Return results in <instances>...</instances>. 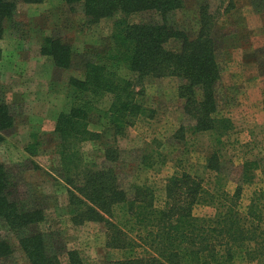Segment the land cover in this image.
<instances>
[{
  "label": "trees",
  "instance_id": "16d2710c",
  "mask_svg": "<svg viewBox=\"0 0 264 264\" xmlns=\"http://www.w3.org/2000/svg\"><path fill=\"white\" fill-rule=\"evenodd\" d=\"M38 1L0 0V37L3 21L14 15L18 3ZM63 2L73 11L72 5H79L84 25L112 20L105 47H91L81 55V78L68 80L69 109L54 123L72 223L104 224L107 247L122 252L120 260L109 264H264V190L254 191L245 209H240L243 184L252 183L262 166L257 160L243 162L240 183L231 192L221 181V137L232 129V122L218 113L215 16L207 6L200 7L198 28L188 32L176 19L185 0ZM250 2L255 12L264 15L261 3ZM233 8V1L228 0L223 14ZM171 41L179 44L177 50L167 47ZM41 52L61 69L72 65L73 50L60 38L44 36ZM123 68L129 76L120 74ZM168 76L180 81L177 96L183 101L184 115L193 122L192 133L212 132L216 139L205 164L210 182L176 170L166 180L163 199L157 203L148 184L132 185L131 193L120 186L115 166L120 153L115 140L125 137L139 118L152 117L143 103V83ZM92 114L103 117L112 132V141L101 142L100 164L87 162L81 150L83 143L100 138L89 129ZM13 123L9 107L1 103L0 132ZM31 137L37 143L36 134ZM34 148L31 144L29 151ZM14 180L11 171L0 165V221L13 233L28 263L63 264L66 255L69 264H79L76 252L64 254L47 242L49 233L30 231L43 221V213L17 197ZM198 205L212 207L213 213L195 216L193 209ZM10 253L9 244L0 238V264H5Z\"/></svg>",
  "mask_w": 264,
  "mask_h": 264
},
{
  "label": "rangeland",
  "instance_id": "374dc122",
  "mask_svg": "<svg viewBox=\"0 0 264 264\" xmlns=\"http://www.w3.org/2000/svg\"><path fill=\"white\" fill-rule=\"evenodd\" d=\"M234 8L223 14L228 0H185L176 19L188 32L198 28V13L207 6L215 16L216 62L220 80L216 99L220 116L229 118L232 129L221 137V181L233 191L241 179L246 160H257L252 183L243 184L240 209L244 210L254 191L264 190V15L253 10L250 0H232ZM264 6L262 0H255ZM262 1V2H261ZM69 8L63 0L20 2L14 15L3 21L0 37V104L9 107L14 123L0 132V165L11 171L17 197L42 211L43 221L31 232L49 233L47 242L65 254L74 251L79 264H109L120 260L122 252L106 245V230L101 222L75 225L67 209L68 185L60 176L57 139L53 132L58 115L70 106L68 80L81 78V55L91 47L104 48L112 29V20L83 24L79 5ZM44 36L60 38L71 46L72 65L57 67L49 55L41 52ZM177 42L167 47L178 49ZM120 74L129 73L123 68ZM180 81L176 77L147 79L142 86L144 106L152 117H141L125 137L115 140L120 158L115 165L120 186L131 193L132 185L148 184L162 201L166 180L176 171H185L209 183L205 169L216 136L212 132L193 134V122L183 113V101L177 96ZM89 129L100 138L82 144V153L90 164L103 159L102 141H112L106 120L90 115ZM36 134V139L31 137ZM35 148L29 151L30 145ZM150 159L148 166L146 159ZM214 175V174H212ZM212 183V180H211ZM158 200V201H157ZM210 206H195L197 217L211 215ZM122 221L123 218L119 217ZM123 222V221H122ZM0 238L11 253L5 264H29L5 223L0 221ZM63 264H69L66 255Z\"/></svg>",
  "mask_w": 264,
  "mask_h": 264
}]
</instances>
